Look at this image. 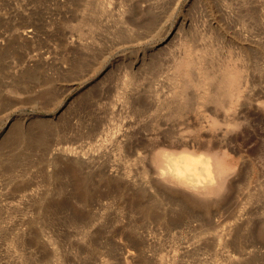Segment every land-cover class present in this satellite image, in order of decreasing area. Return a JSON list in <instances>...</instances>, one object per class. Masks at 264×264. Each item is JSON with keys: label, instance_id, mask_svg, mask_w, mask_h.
Returning <instances> with one entry per match:
<instances>
[{"label": "rangeland", "instance_id": "obj_1", "mask_svg": "<svg viewBox=\"0 0 264 264\" xmlns=\"http://www.w3.org/2000/svg\"><path fill=\"white\" fill-rule=\"evenodd\" d=\"M183 41L210 47L216 62L237 57L264 82V0H0V264H56L59 248L68 264H264L254 226L264 217L261 108L247 112L235 139L242 172L214 207L225 223L243 203L249 231L236 228L229 245H244L246 257L215 255V234L194 236L186 220L172 234L157 211L147 221L135 206H116L115 94L139 87L142 104L155 86L170 94ZM175 248L184 254L154 255ZM127 250L153 255L127 259Z\"/></svg>", "mask_w": 264, "mask_h": 264}, {"label": "bare ground", "instance_id": "obj_2", "mask_svg": "<svg viewBox=\"0 0 264 264\" xmlns=\"http://www.w3.org/2000/svg\"><path fill=\"white\" fill-rule=\"evenodd\" d=\"M211 51L208 46L196 49L189 41L182 42L181 54L172 65L170 94L161 95L155 86L151 88L154 95L148 93L143 104L139 101L138 94L143 91L139 87H130L128 94H115V112L119 116L115 121V180L119 183L116 206L125 205L129 211L135 206L147 221L155 210L159 224L172 234L185 227H189L187 231L198 230L194 234L197 237L213 233L220 244L215 255L243 258L250 253L244 245H229L236 228L243 226L249 231L243 203L225 223L220 216H214V207L218 208L234 190L242 172L245 153L235 139L250 122L247 112L252 108L264 110V98L258 97H264V82L261 76L256 82L237 57L230 54L216 62L208 57ZM132 72L133 68L127 70L123 86L131 84ZM174 113L178 116L171 123L167 118ZM173 125L177 128L164 129ZM136 137L146 139L147 144L133 143ZM71 155L90 159L76 151ZM126 196L129 200L125 204ZM183 220L185 227L180 226ZM254 224L264 238V217ZM148 226L145 232L153 236L157 228L151 223ZM59 249L54 250L55 263L68 264ZM183 254L182 249L175 248L172 254L160 250L154 255ZM149 255L153 254L127 250L124 256Z\"/></svg>", "mask_w": 264, "mask_h": 264}]
</instances>
